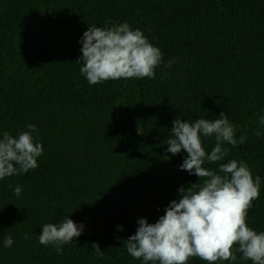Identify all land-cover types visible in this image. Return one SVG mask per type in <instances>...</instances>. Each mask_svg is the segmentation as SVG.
<instances>
[{"label": "trees", "instance_id": "trees-1", "mask_svg": "<svg viewBox=\"0 0 264 264\" xmlns=\"http://www.w3.org/2000/svg\"><path fill=\"white\" fill-rule=\"evenodd\" d=\"M123 22L160 49L155 78L90 85L77 62L83 33ZM222 111L236 138L246 139L225 143L224 161L204 167L243 160L261 177L246 221L259 233L264 0H0V138L34 124V141L43 145L35 169L0 179V264H142L124 244L138 218L156 222L180 186L202 182L179 168L185 151H166L172 121L215 120ZM202 142L206 152L215 146L214 136ZM67 216L83 224L82 234L62 253L40 244L42 226ZM8 235L14 243L6 248ZM236 257L216 264H252ZM188 264L208 262L191 257Z\"/></svg>", "mask_w": 264, "mask_h": 264}, {"label": "clouds", "instance_id": "clouds-1", "mask_svg": "<svg viewBox=\"0 0 264 264\" xmlns=\"http://www.w3.org/2000/svg\"><path fill=\"white\" fill-rule=\"evenodd\" d=\"M82 56L77 60L80 72L90 85L102 81L132 78H155V69L162 62V53L153 46L140 29L133 30L127 22L112 27L91 26L81 38ZM169 60L164 67H171ZM259 123L264 125V116ZM17 136L3 132L0 138V179L35 169L37 158L43 154V145L34 141L36 125ZM237 126L229 121L224 111L215 120L196 119L190 123L180 119L172 121L171 136L167 139V152L173 155L182 150L187 153L181 170L195 174L201 183H190L178 188V200H171L154 223L138 218V227L125 241V247L142 264H188L189 258L199 257L208 264L235 261L236 253L252 264H264V231L257 232L247 224L248 210L259 198L261 177L253 178L248 164L231 159L219 163L218 171L204 167L205 162L224 161L229 149L224 144L237 145L246 136L236 138ZM254 134L259 137V130ZM215 146L206 152L202 137H213ZM22 188L14 193L20 196ZM83 224L65 217L59 223H45L38 236L42 245H53L57 253L82 234ZM118 230H123L117 225ZM27 238V236H26ZM11 235L4 239V247H11ZM92 249L103 256L98 244Z\"/></svg>", "mask_w": 264, "mask_h": 264}]
</instances>
